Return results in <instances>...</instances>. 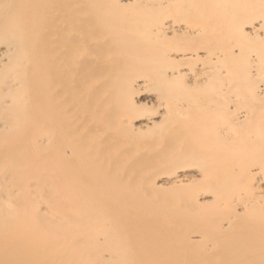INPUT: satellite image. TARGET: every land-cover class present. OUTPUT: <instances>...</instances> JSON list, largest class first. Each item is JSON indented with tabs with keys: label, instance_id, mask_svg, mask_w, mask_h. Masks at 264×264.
Listing matches in <instances>:
<instances>
[{
	"label": "bare ground",
	"instance_id": "bare-ground-1",
	"mask_svg": "<svg viewBox=\"0 0 264 264\" xmlns=\"http://www.w3.org/2000/svg\"><path fill=\"white\" fill-rule=\"evenodd\" d=\"M131 1L149 0H0V77L9 68L7 74L13 73L6 82L0 79V98L7 97L0 112L15 110L4 118L13 117L17 127L16 119L27 122L22 114H31L39 99L36 108L44 107L38 114L45 124L35 122L33 109L31 127L45 126L38 132L46 136L35 145L36 152L40 146L48 152L41 161L35 155L34 163L31 146L21 151L28 143L20 140L18 149L33 160L21 154L22 160L15 158L21 165L8 160L26 177L21 183L16 178L18 184L2 175L11 166L0 154L7 167L0 169V264H22L18 236L33 230L55 240L39 239L42 249L58 248L42 262L27 257L26 264H135L112 252L99 256L94 245L119 243L121 237L111 233L116 228L154 225L174 233L173 264H264V164L256 163L264 156L256 139L264 108H239L245 97L264 100V79L258 78L264 76V6L220 0L229 6L222 7L226 15L223 10L206 27L176 21L177 10L187 9L178 0L151 4V14H163L152 24L144 11L146 21L141 12L126 17L122 11ZM178 37L185 49L166 48L164 41ZM203 37L208 47L201 46ZM33 72L44 82L30 76ZM32 77L39 87L30 86ZM247 87L252 91L239 90ZM17 97V107L24 109L18 112L16 105L11 109ZM1 118L0 132L11 129ZM16 140L11 147L17 148ZM235 162L246 168L233 171ZM234 174L253 199L241 188L228 199ZM121 240L124 246L125 237Z\"/></svg>",
	"mask_w": 264,
	"mask_h": 264
},
{
	"label": "rangeland",
	"instance_id": "rangeland-1",
	"mask_svg": "<svg viewBox=\"0 0 264 264\" xmlns=\"http://www.w3.org/2000/svg\"><path fill=\"white\" fill-rule=\"evenodd\" d=\"M83 2H84V0H82ZM188 1H189V4H187L188 3ZM186 0V1H182L181 0V2L178 0V2H179V4L180 5H184V6H187L186 8L187 9H185V7L184 6H182V7H184V9L182 10V12H181V9L180 10H177V11H179V12H177L176 13V16L174 15V12H173V15H174V17H176V21H178V22H180V23H185V22H187V23H190V24H192V25H195V26H206V25H210V24H213V23H211V21L213 22V20H215L216 19V17H217V15H220V14H222V13H220V12H223V8H225V6L227 5H225V6H223L222 4L224 3V2H226L225 0H224V2L222 3L220 0H213V1H215V3H217V4H214V2H211V4L209 5V3H210V1L208 2L207 0ZM193 1V2H192ZM205 1V2H204ZM219 1V2H218ZM229 1H231V3L234 1V4H237L236 2L238 1H236V0H228L227 2H229ZM240 2H244V1H246V0H239ZM238 1V2H239ZM256 1V2H255ZM157 2V0H154V3H151V1L149 0L148 2L146 1V2H143V3H134L135 5H133V3H132V1L130 2L131 3V5H129L128 7H126L125 8V10H123L122 11V13L126 16V17H128V16H130V15H135L136 13V15H140V12L143 14V18H144V13H145V18H148V20L150 21H148L147 20V22H149V23H151V20L153 21L154 20V18L156 17V19L153 21V23L155 22V21H157L158 19H160L161 18V16H163V14H161V13H158L157 12V14H156V12H154V11H152L153 13L151 14V11H149V10H151L152 8L150 7V5L151 4H154L155 5V3ZM186 2V3H185ZM243 2L242 3H238V4H240V5H243ZM250 2H253V4H257V5H259V7H261V6H264V0H247L245 3L246 4H248V3H250ZM261 3V5L260 4H258V3ZM147 3V4H146ZM201 3V4H200ZM230 2L228 3L229 5L231 4ZM205 5V6H203V5ZM225 4V3H224ZM250 4H252V3H250ZM141 5V6H140ZM144 5V6H143ZM154 5H152V6H154ZM231 5H233V3L231 4ZM215 6V7H214ZM228 6V5H227ZM223 7V8H222ZM229 7V6H228ZM151 8V9H150ZM227 8V7H226ZM225 8V9H226ZM264 8V7H263ZM153 10V9H152ZM143 11H144V13H143ZM147 11V12H146ZM227 10H224V12H223V16H225L226 15V12ZM263 11V10H262ZM139 13V14H138ZM141 14V15H142ZM156 14V15H155ZM158 14H159V16H158ZM160 14H161V16H160ZM166 14V13H165ZM151 15V16H150ZM154 15V16H153ZM170 15H171V13H170ZM153 16V17H152ZM157 16H158V18H157ZM144 18V19H145ZM218 19L220 18L221 19V15H220V17L218 16L217 17ZM223 18V17H222ZM145 21H146V19H145ZM152 24V23H151ZM151 24H149V25H151ZM207 27V26H206ZM206 38L208 37V36H205ZM205 37H203L202 39L200 38V40L201 41H203L202 42V45L201 46H204L205 45V42H206V39H205ZM179 38V37H178ZM174 38V39H172V38H169V40L167 39V41H169V42H167V41H164L165 43H166V48H169V49H174V48H176V49H179V47H180V49L182 48V49H185L186 47V45H187V43L186 42H183L184 40H182L181 38ZM208 39H209V37L207 38V42H209L208 41ZM170 40H171V42H170ZM178 40H180V42H178ZM200 40H195V41H193V44H194V46L195 45H197V46H199L198 44H200ZM205 40V41H204ZM172 41H174V42H172ZM178 42V43H177ZM170 43H171V45H170ZM198 43V44H197ZM255 43V42H254ZM207 45H209L208 43H206ZM256 44V43H255ZM174 45V46H173ZM176 45H177V47H176ZM207 45H205V46H207ZM256 45H258V44H256ZM172 47H174V48H172ZM184 47V48H183ZM208 47V46H207ZM27 68V69H26ZM28 68H29V66L27 67H24V72H25V74H26V72L27 71H29L28 70ZM6 70V69H5ZM27 70V71H26ZM262 70V69H261ZM1 72V71H0ZM3 72V71H2ZM11 72V70H10V68L7 70V71H5V73H6V75H4L3 74V76L4 77H0V79H2V78H5V79H2V81H4V82H6L7 80L6 79H8L9 77H5V76H10V75H12V74H7V73H10ZM23 72V73H24ZM261 72V71H260ZM18 73H20V71H18L16 74H18ZM28 73V72H27ZM38 73V72H37ZM37 73H35V72H33V74L32 75H30V76H33V75H35V77H37L35 80H42L43 81V78H38V76L39 77H41L42 76V74H37ZM262 73V72H261ZM29 74V73H28ZM28 74H26V75H28ZM260 74V73H259ZM264 74V73H263ZM262 74V75H263ZM2 75V73H0V76ZM20 75H21V73H20ZM38 75V76H37ZM41 75V76H40ZM261 75V74H260ZM261 75V76H262ZM30 76H28V77H26L27 78V81H28V78L30 77ZM21 78H24L23 77V75H21L20 76ZM44 77V76H43ZM264 76H262V77H258L259 79L261 78V79H264L263 78ZM30 79V78H29ZM34 80V78L32 77V80H31V83H33L32 81H35ZM1 80H0V86L1 85H3L2 83H4V82H2ZM2 82V83H1ZM37 82H39L40 83V85H41V82L40 81H35L33 84H30V86L32 87V86H34V84H36ZM44 82V81H43ZM42 82V83H43ZM39 83H37L35 86H34V88H36V86H38V84ZM39 87V86H38ZM4 88V85L2 86V89ZM249 87H247V88H242V89H239L240 91L242 90L243 91V89H245L244 91H243V93H245V92H249V91H247V90H250V91H252V89L251 88H249ZM238 90V89H237ZM238 90V91H239ZM239 91V92H240ZM241 91V92H242ZM3 96V95H2ZM8 96V95H7ZM145 96V95H144ZM142 97L141 99H145V97ZM243 96V95H242ZM241 96V97H242ZM1 97V96H0ZM6 96L4 95V98H5ZM7 98V97H6ZM6 98L5 99H3V97L2 98H0V101L1 102H3V101H5L6 100ZM8 98H11V97H8ZM12 99V98H11ZM11 99H9L10 101H12ZM17 99H18V97H17ZM20 99V98H19ZM18 99V100H19ZM245 99H246V97H245ZM241 99L242 101H240V102H243V103H241L239 106V108H241V107H245V108H251V109H253L254 108V106H256V108H259V109H261V111H263L262 109L264 108V106H262V105H264V102H262V101H264V100H262V101H258L257 99ZM9 100H7V101H9ZM34 100V99H33ZM252 100V101H251ZM256 100H257V102H256ZM9 101V102H10ZM17 101V100H16ZM37 102H35V100H34V102H32V100H31V102L32 103H34V104H36V106H38L37 104H39V105H41L42 104V102H40L39 101V99H37L36 100ZM41 101H42V99H41ZM254 101V103H251V102H253ZM0 102V103H1ZM8 102V103H9ZM20 103V100L19 101H17V102H15V104H14V101H13V103L11 104V109L13 108V105L15 106L16 105V107H15V109H16V111L18 112L19 111V109H22V108H18L17 107V105L19 106V103ZM27 101H25V104L27 105V103H31V102H27ZM40 102V103H39ZM256 102V103H255ZM7 103V104H8ZM11 103V102H10ZM16 103H18V104H16ZM31 103V104H32ZM262 103V104H261ZM3 104H5L4 102H3ZM2 103H1V105H2V107H0L1 109L2 108H4L5 109V107H3V106H5V105H3ZM24 104V105H25ZM28 104V105H29ZM0 105V106H1ZM9 105V104H8ZM242 105V106H241ZM31 106H33V104L31 105ZM30 105H29V107L28 108H26V110L27 111H24L25 113L26 112H28V110H29V108L31 107ZM36 106H34V107H32L31 109L33 110H35V112H36V114L37 115H35L34 116V114H35V112L34 111H32L31 110V114H29V113H27V114H22V116H25V117H27L28 118V120H29V122H30V120H32L31 118H33V116H34V118H35V120L37 119V118H39L40 119V121H39V124L41 123V125H44L45 123H43V122H41V121H45V119H43L42 118V116L40 117L39 115L40 114H38V112L39 111H43L44 110V107L43 106H41L42 108H36ZM148 109L150 108V104H148ZM38 107H40V106H38ZM263 107V108H262ZM9 108V107H8ZM17 108H18V110H17ZM7 109V108H6ZM14 109V108H13ZM36 109H38L37 111H36ZM43 109V110H42ZM145 109H146V107H145ZM148 109H146L145 111H147V112H149V110ZM152 109V108H151ZM244 109V108H243ZM259 109H257V110H259ZM3 110V109H2ZM9 110H10V108H9ZM22 110H24V109H22ZM139 111H142V112H144V109L142 108V109H139ZM151 111V110H150ZM253 111H255V110H253ZM260 111V110H259ZM258 111V112H259ZM260 111V113H262ZM2 112V111H1ZM0 112V118L2 117V118H4V116H6L7 114H8V116L10 115L9 113H13V112H15V110H10V111H3V112H5V113H1ZM8 112V113H7ZM23 112V113H24ZM152 112V111H151ZM257 112V113H258ZM7 113V114H6ZM141 113V112H140ZM256 113V112H255ZM2 114H3V116H2ZM4 114H6V115H4ZM32 114H33V116H32ZM21 115V114H20ZM262 116H264V112H263V114H262ZM262 116H260V114H258V117H257V126L260 128L261 127V129H256V130H260L261 132H260V135H257V136H260L259 138H256V139H258V141H259V144H260V149H262V148H264V135H263V133H264V117L262 118ZM11 117H12V115H11ZM24 117V119H26ZM1 118V119H2ZM10 118V117H9ZM33 118V119H34ZM4 119H6V120H4ZM3 120H4V122L6 121V123H8L9 121V119H8V117H5ZM21 119H23V118H19V119H16V121H18L19 120V123H20V125L19 126H17V127H15L14 125H12V123L14 124V122H13V117L10 119V120H12V121H10L9 123H11L10 125H12L11 126V129H5V130H2L0 133H1V135L0 136H2V137H6V136H12V135H18L17 137L16 136H13V137H15V138H17V140L16 139H13V137H11V139H13L12 141H9V140H11L10 139V137H6V138H8L9 140V142L8 141H5V140H1L0 141V154H1V159L3 158V161H4V159H6L7 161L6 162H9L8 160H10L11 161V159L12 158H14L13 160H12V163H14L13 161H15V163H17L16 165H21V161L19 162H17L16 161V159L15 158H17L18 159V157L20 156V154L21 155H23L22 154V148H24V146H29V148L27 149L28 151L30 150V146H31V150H32V154H34L33 153V151L35 150V154L34 155H32L31 153H30V156L29 157H35V155H40L39 157L40 158H38V160L39 161H41V159L42 160H44V158L46 159L48 156V152L46 151V149H43V146H40L39 147V149L38 150H40V152L39 151H37V152H39V153H41V152H45V155H43V154H36L37 152H36V148H37V146L35 145V143L37 144V145H39V143H38V141L40 140V138H42L43 136H46V135H44V134H46V133H42V134H40L39 132L40 131H42V132H44L45 131V126L44 127H41V125H39L40 126V128H39V130L37 129L38 128V120H36L35 122H37L36 124H34L32 127H31V123L34 121V120H32L29 124H30V126H27L28 124H26V123H28V120H27V122H26V120H23V121H25V122H23L22 121V123H23V125H21ZM2 120V121H3ZM25 123V124H24ZM16 124V123H15ZM24 125H26V126H24ZM36 125V126H35ZM37 127V128H35V127ZM15 127V128H14ZM31 127V128H30ZM263 127V128H262ZM44 130H43V129ZM29 130H31V131H29ZM39 131V132H38ZM4 132V133H3ZM12 132V133H11ZM2 133L4 134V135H6V136H3L2 135ZM14 133V134H13ZM16 133V134H15ZM28 133H30V135L32 136V138H31V136L30 137H28L29 135H28ZM8 134H11V135H8ZM39 134V137L37 136ZM152 133H145V135L143 134V137H146V136H150ZM22 135V136H21ZM28 135V136H27ZM41 135H43V136H41ZM2 137H0V138H2ZM19 137H22V138H20V139H18ZM140 137H142V136H140ZM5 138V139H6ZM23 138H25V140L23 139ZM27 138H30V139H27ZM37 138H38V140H37ZM22 139L25 141L23 144H26V143H28V145H23L22 143H21V141H22ZM14 140H16L17 142H19V144L17 145V148H16V145H15V148L17 149V150H12L14 147H11L10 145L11 144H13V143H15V141ZM19 140V141H18ZM21 140V141H20ZM3 141H5V142H8L6 145H3V143H5V142H3ZM11 142V143H10ZM10 143V144H9ZM20 144L21 145H23V147L21 146V151H20V149H18L19 148V146H20ZM258 144V143H257ZM9 145V146H8ZM1 146L3 147V146H5V147H3V148H6V150H7V152H6V150H4L5 151V153L7 154H5L4 153V155H3V153H1L3 150V148L1 149ZM12 146H14V145H12ZM10 147H11V151H14L13 153V155L14 156H12L11 157V154H12V152L11 151H9L10 150ZM26 147V148H27ZM32 147L34 148V149H32ZM42 147V148H41ZM45 147V146H44ZM9 150H8V149ZM14 148V149H15ZM26 148H24L25 149V152H26ZM42 150H41V149ZM46 148V147H45ZM257 149H258V147H257ZM259 149V150H260ZM18 150L20 151V153L18 152ZM30 150V151H31ZM18 152V156L17 157H15L16 155H15V152ZM24 151V150H23ZM27 151V152H28ZM9 152H10V155H9ZM259 152V151H258ZM261 152V151H260ZM260 152H259V155H258V153H257V155L258 156H255V159H257V161H259L260 159H259V157H261V156H263V155H261L260 154ZM24 153V152H23ZM29 153V152H28ZM28 153H26V154H24L23 156H21L22 158L24 157V159L26 160V159H29L30 161H31V159L28 157ZM47 154V155H46ZM6 155V156H5ZM42 155V156H41ZM11 157V158H7V157ZM47 156V157H46ZM20 157V158H21ZM257 157V158H256ZM264 157V156H263ZM262 157V159L259 161V162H256V163H261V162H263V164H264V158ZM19 158V159H20ZM22 158L20 159V160H22ZM245 158H248L249 160H251V163H252V161H254V160H252V158L251 157H245ZM244 158V159H245ZM0 159V160H1ZM18 159V160H19ZM23 159V161H25ZM33 160V159H32ZM263 160V161H262ZM34 163L36 162H39V161H37V160H35V158H34ZM241 162L243 161V160H240ZM245 161H247V160H245ZM245 161H243V162H245ZM256 161V160H255ZM255 161L253 162L254 164H255ZM0 162H2V161H0ZM5 161H4V163H6ZM250 161H248L247 162V164L249 163ZM3 163V162H2ZM0 164V169L1 168H3L4 170L8 167L9 168V166H11V169H8L7 170V172H4V173H2V175L3 174H5V176H6V178H7V176H8V179H12L11 181L12 182H14V184H18L19 182L21 183L22 181L24 182V181H26L25 180V176L23 175L22 177H24V178H21V175L22 174H20L19 172L20 171H15V170H19L20 168V166H18V169H16V167L17 166H15L14 168H15V170H12L13 168H12V166L13 165H11V162H9V164L10 165H7L8 163H6V165H7V167H5V165L4 164ZM14 163V164H15ZM22 163H24V162H22ZM251 163H249V164H251ZM235 164H236V166L235 167H232L231 166V169H235V170H237V171H235V172H237L238 173V167H240V169H242L243 167H245L246 168V166L245 165H247L246 164V162L245 163H243V164H245L244 166H242V163L240 164L239 162L238 163H236L235 162ZM237 164H239V165H237ZM248 164V165H249ZM256 165V164H255ZM260 165H262V164H259V166ZM233 166H234V164H233ZM251 166H253V164H251ZM264 165H262V167H263ZM249 167V166H248ZM247 167V168H248ZM238 168V169H237ZM250 168V167H249ZM234 169H233V171H234ZM244 169V168H243ZM2 170V169H1ZM1 170H0V173H1ZM10 170H12V172L10 173ZM247 170V169H246ZM262 170H263V173H264V167L262 168ZM3 171V170H2ZM15 171V172H14ZM240 171V170H239ZM241 172H243V171H241ZM14 173H16V174H18L19 173V175H16L15 176V174ZM22 173V172H21ZM24 173V172H23ZM234 173V172H233ZM244 173H245V171H244ZM11 174H14L13 176H15L14 177V179L12 178L13 176H11ZM240 174V173H239ZM10 175V176H9ZM237 174H234V175H232L230 178L232 179V182L230 183L231 184V188L233 187V190L229 187V190L227 191V196H228V199H233V196L236 194L237 195V192L239 193V190H240V188L241 189H243V192H244V187H242V183H241V181H239V180H242L240 177H237L236 176ZM240 175H242V173L240 174ZM234 176H236L237 178H235ZM3 177V176H2ZM11 177V178H10ZM18 177H20V179L18 180L19 182H16V178H18ZM29 177V176H28ZM27 177V179H29ZM234 177V178H233ZM239 178V179H238ZM23 179V180H22ZM231 179H227V181H229L230 182V180ZM235 179V180H234ZM238 179V180H237ZM21 180V181H20ZM36 180V179H35ZM34 180V178L32 179V181L29 179V181L30 182H32L33 183V181H35ZM29 182V183H30ZM228 182V183H229ZM36 183V182H35ZM263 187H264V184H263ZM172 190H176V189H172ZM172 190L171 191H168V192H166V194H168V193H170V192H172ZM231 190V191H230ZM233 191V192H232ZM242 191V190H241ZM261 189H259L258 191H256V193L258 194V195H260V194H262L261 196H262V198L264 199V191L262 190L261 192ZM229 192H232L233 194H231V193H229ZM235 192V193H234ZM258 192H260V194L258 193ZM242 193V192H241ZM244 194L246 195V196H248V193H245L244 192ZM235 195V196H236ZM252 195V196H251ZM234 196V197H235ZM245 196V197H246ZM250 196V197H249ZM249 196L248 197H246L247 199H249V198H251V197H253L254 195L252 194V193H249ZM244 197V198H245ZM254 198V197H253ZM253 198H251V199H253ZM260 198V197H259ZM261 199V198H260ZM254 200H256V199H254ZM248 202H250V201H253V200H247ZM232 202H233V200H232ZM231 202V203H232ZM233 207V206H232ZM214 208H217L216 206L214 207ZM230 208H231V206H230ZM230 208H228V209H230ZM232 209V208H231ZM221 210L222 209H219L218 211H220L221 212ZM223 211V210H222ZM225 211V210H224ZM233 211V210H232ZM232 213V212H231ZM226 214V213H225ZM111 233H112V235L114 236V238H117L118 236V238H120L121 237V239L122 238H124L125 237V244H126V242L127 243H129V246H126L125 244H124V246H123V243H122V245H121V242H123V240H121L120 239V241H119V243H116V242H118V241H116V239H114L112 242H108V241H106V242H100V244H98V245H94V247H95V250L93 251V253H98V255L100 256V255H106V254H108V252H112V253H116V254H119L121 257H122V260L123 261H125V260H127V261H129L130 263H135V264H173V261H174V243H172L171 241H174L173 239H171V238H173V236H174V233L172 232V230L170 229V228H167V227H163V226H161V225H154V227L152 226V227H139V228H132V229H129V228H116L115 230H113V231H111ZM103 233H100L99 235L101 236ZM109 234V233H108ZM51 237V236H50ZM49 237V233H47V232H45V231H26V232H23V231H21L20 233H19V236H18V239H19V242H18V245H17V251H18V253H19V255L21 254V259H22V264H26V259H27V257H29V259L32 261L34 258L36 259V261L38 260L39 262H42L43 261V259L41 258V257H44L45 255H47L49 252H50V250H51V248H54V249H57L58 248V246L57 245H46V248L45 249H42L40 246H39V241L42 239V238H45V240H46V242H49V243H53V242H55V240L54 239H52V238H50ZM117 238V239H118ZM144 238V239H143ZM40 239V240H39ZM143 239V240H142ZM171 239V240H170ZM128 240V241H127ZM116 241V242H115ZM30 242V243H29ZM140 243L139 245L137 244V246H136V243ZM29 243V244H28ZM97 255V254H96ZM116 256V255H115ZM121 257H120V259H121ZM91 260H95V259H97V258H94V257H91L90 258ZM117 259H118V257H117ZM95 261H97V260H95ZM95 261H93V262H95ZM53 264H58V263H53Z\"/></svg>",
	"mask_w": 264,
	"mask_h": 264
}]
</instances>
